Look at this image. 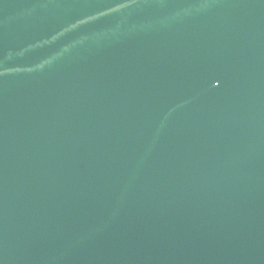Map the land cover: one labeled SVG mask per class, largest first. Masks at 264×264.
<instances>
[{"label":"water","instance_id":"95a60500","mask_svg":"<svg viewBox=\"0 0 264 264\" xmlns=\"http://www.w3.org/2000/svg\"><path fill=\"white\" fill-rule=\"evenodd\" d=\"M0 264H264V0H0Z\"/></svg>","mask_w":264,"mask_h":264}]
</instances>
